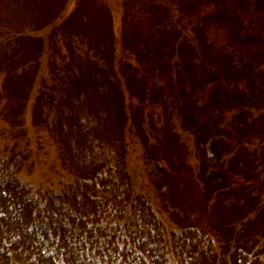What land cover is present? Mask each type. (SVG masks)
<instances>
[{"label": "rangeland", "instance_id": "rangeland-1", "mask_svg": "<svg viewBox=\"0 0 264 264\" xmlns=\"http://www.w3.org/2000/svg\"><path fill=\"white\" fill-rule=\"evenodd\" d=\"M189 1L64 0L58 7L54 0H0V158L40 201L63 191L75 179L35 126V101L63 66L96 65L118 77L125 66L141 80L123 88L127 172L167 241L172 233L204 229L216 244L203 264H219L238 243L261 253L264 263V0L260 13L256 0L240 1V31L224 17L238 10L237 0H200L197 11ZM206 72L215 76L204 81ZM18 98L25 104L18 107ZM191 118L222 137L226 188L199 168L185 127ZM148 159L164 167L155 185ZM163 183L169 191L161 199L156 186ZM1 256L0 246V264L34 262L24 252Z\"/></svg>", "mask_w": 264, "mask_h": 264}, {"label": "trees", "instance_id": "trees-1", "mask_svg": "<svg viewBox=\"0 0 264 264\" xmlns=\"http://www.w3.org/2000/svg\"><path fill=\"white\" fill-rule=\"evenodd\" d=\"M63 1L54 3L60 7ZM237 1L238 10L224 17L229 26L240 31L239 18L234 15L243 14L245 6ZM260 1L253 4L259 13L263 11L258 8ZM199 4L200 0H190L188 7L197 11ZM181 5H185L183 1ZM262 29L264 35V26ZM258 39L256 33L252 40ZM182 63L194 68L187 60ZM103 68L63 66L33 106L35 126L48 134L62 169L75 179L72 184L40 201L17 179L10 162L0 158V193H8L0 195L1 257L24 252L34 258L33 264H171L172 253L175 264H203L214 253L216 243L211 234L204 229H186L180 235L172 233L167 241L151 206L134 194L126 166L123 88L140 83L139 72L121 66L119 78ZM203 76L206 81L215 75L206 72ZM254 77L258 82V74ZM177 98L181 104L179 95ZM21 101L23 98H18V107L25 104ZM176 106L179 114L181 108ZM190 120L185 127L195 139L199 168L208 182L226 188L222 137L211 131L207 122ZM147 161L155 185L163 178L164 167L152 159ZM156 187L161 199L169 191L168 183ZM251 252L242 243L233 244L218 262L264 264L261 253Z\"/></svg>", "mask_w": 264, "mask_h": 264}, {"label": "snow or ice", "instance_id": "snow-or-ice-1", "mask_svg": "<svg viewBox=\"0 0 264 264\" xmlns=\"http://www.w3.org/2000/svg\"><path fill=\"white\" fill-rule=\"evenodd\" d=\"M0 195H2V196H8V193L7 192H3V193H0Z\"/></svg>", "mask_w": 264, "mask_h": 264}]
</instances>
